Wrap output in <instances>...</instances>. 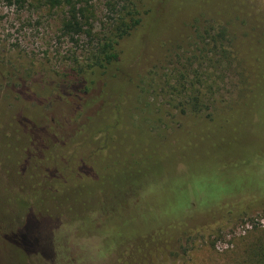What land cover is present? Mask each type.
<instances>
[{"label": "rangeland", "instance_id": "rangeland-1", "mask_svg": "<svg viewBox=\"0 0 264 264\" xmlns=\"http://www.w3.org/2000/svg\"><path fill=\"white\" fill-rule=\"evenodd\" d=\"M138 1L92 0L84 31L69 35L62 27L66 8L0 0V264H21L1 242L3 234L39 243L50 238L51 227L43 226L50 213L56 216L53 201L44 206L49 188L74 180L80 167L90 177L96 170L145 168L181 121L182 128L198 122L183 132L178 148L191 169L196 155L199 167L264 163V116L257 125L247 119L239 126L234 119L201 121L237 106L259 86L264 0H167L163 9L171 18L164 17L162 30L143 33L131 59L88 70V93L60 99L51 91L89 57L90 43L103 36L118 9ZM251 167L246 164L235 183L264 189V170ZM49 172L53 177L45 179ZM209 172L204 199L214 185L215 173ZM201 220L174 246L143 247L139 264H257L253 257L264 253V198L241 213ZM91 261L85 264H108L98 256Z\"/></svg>", "mask_w": 264, "mask_h": 264}, {"label": "trees", "instance_id": "trees-1", "mask_svg": "<svg viewBox=\"0 0 264 264\" xmlns=\"http://www.w3.org/2000/svg\"><path fill=\"white\" fill-rule=\"evenodd\" d=\"M43 1L50 8H66L62 22L65 34L80 35L84 31L88 20L86 12L92 7V0ZM166 1L139 0L132 2L133 8L125 5L118 9V15L111 18L103 36L90 43L89 57L82 65L77 61V68L67 75L69 79L53 83L51 91H56L60 99L62 96L78 98L88 93L84 76L88 70H105L131 59L136 41L143 33L156 36L162 30V23L168 22L169 17L163 9ZM156 3L160 5L158 8ZM112 7L116 10V3ZM262 71L264 73V69ZM263 77L262 74L259 86L246 94L237 106L219 108L214 117L208 115L210 118L201 121L215 123L234 119L239 126L247 119L257 125L264 116ZM196 123L182 128L181 121L158 147L156 160L145 168L118 167L103 173L96 170L91 178L89 172L80 167L74 172V180L68 179L59 189L49 188L44 193V206L48 205V200L53 201L52 208L56 212V216L50 213V220L43 225L52 229L48 240L39 243L31 239L32 236L5 233L1 242L12 248L21 264H85L89 260L93 262L96 256L108 264H139L146 254L143 247L174 246L191 234L202 217L241 213L250 204L261 201L264 189L248 187L247 183L241 186L235 179L247 172L246 164L252 165V169L264 170V163L256 160L247 163L245 159L204 163L199 167L196 155L195 169H191L188 157L180 156L178 148L182 149L184 144L183 132ZM192 131L193 127L189 129ZM186 169H189L187 173ZM209 171L215 173L214 185L210 198L204 199L209 193L202 182ZM49 173L44 175L45 179L53 177ZM169 180L171 183L167 182ZM34 245L38 248L34 249ZM88 248L92 252H88ZM102 250L104 254L100 255ZM254 257L257 264H264V253Z\"/></svg>", "mask_w": 264, "mask_h": 264}]
</instances>
